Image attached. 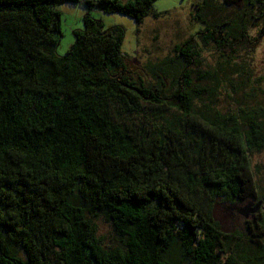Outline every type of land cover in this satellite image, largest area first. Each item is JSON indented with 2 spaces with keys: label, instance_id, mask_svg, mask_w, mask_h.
<instances>
[{
  "label": "trees",
  "instance_id": "trees-1",
  "mask_svg": "<svg viewBox=\"0 0 264 264\" xmlns=\"http://www.w3.org/2000/svg\"><path fill=\"white\" fill-rule=\"evenodd\" d=\"M154 1L0 0V264H264V213L243 233L212 213L256 198L263 114L216 108L198 44L221 67L254 50L264 0H200L198 31L144 68L93 12L141 23ZM64 3L86 12L58 55Z\"/></svg>",
  "mask_w": 264,
  "mask_h": 264
},
{
  "label": "rangeland",
  "instance_id": "rangeland-1",
  "mask_svg": "<svg viewBox=\"0 0 264 264\" xmlns=\"http://www.w3.org/2000/svg\"><path fill=\"white\" fill-rule=\"evenodd\" d=\"M125 1V0H123ZM200 0H155L152 8L160 13L157 18L149 15L141 23L123 14H103L100 16L106 27L120 25L124 29L121 50L134 65L150 68L163 59L173 55L175 45L183 42L190 34L200 28L192 19L195 4ZM60 12L61 37L56 47V54L63 55L73 42V29L83 27L82 16L85 9L81 3H64L57 6ZM257 29L250 31L256 35ZM204 68L214 70L217 79L222 84L215 88L216 108L221 112L247 106L260 110L264 118V35L260 38L254 50H243L232 61L219 65L217 52L211 44L203 46L198 42ZM229 81L233 83L230 86ZM220 82V81H219ZM234 89H237L234 92ZM251 168L257 186L255 199H249L240 204L231 205L217 200L213 207V218L218 222L223 232H244V219L239 210L248 206L253 208L260 201L259 210L264 213V151L250 155ZM253 219V217L248 220ZM98 234L108 243L110 238L109 222L99 216L94 219Z\"/></svg>",
  "mask_w": 264,
  "mask_h": 264
},
{
  "label": "water",
  "instance_id": "water-1",
  "mask_svg": "<svg viewBox=\"0 0 264 264\" xmlns=\"http://www.w3.org/2000/svg\"><path fill=\"white\" fill-rule=\"evenodd\" d=\"M259 205L260 201H258L253 208H248V206L241 208L239 210V214L246 220H248L251 217H254V215L258 212L259 210Z\"/></svg>",
  "mask_w": 264,
  "mask_h": 264
}]
</instances>
